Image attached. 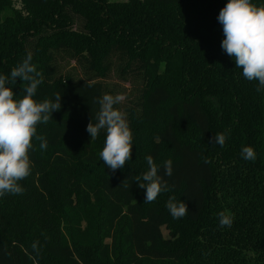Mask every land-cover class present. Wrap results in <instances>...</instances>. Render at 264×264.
Listing matches in <instances>:
<instances>
[{"label": "trees", "instance_id": "trees-1", "mask_svg": "<svg viewBox=\"0 0 264 264\" xmlns=\"http://www.w3.org/2000/svg\"><path fill=\"white\" fill-rule=\"evenodd\" d=\"M227 2L0 0V75L31 53L35 98L62 103L37 126L47 147L33 138L24 192L0 196V264H264V90L221 48ZM112 74L137 90L125 107L132 159L115 172L99 158L105 131H86L97 99L117 93ZM26 83L9 85L15 98ZM219 132L223 147L211 143ZM148 155L161 175L173 161L152 203L136 181ZM170 197L188 215L173 219Z\"/></svg>", "mask_w": 264, "mask_h": 264}, {"label": "clouds", "instance_id": "clouds-1", "mask_svg": "<svg viewBox=\"0 0 264 264\" xmlns=\"http://www.w3.org/2000/svg\"><path fill=\"white\" fill-rule=\"evenodd\" d=\"M218 22L222 25L224 39L221 48L234 59L236 68L242 69V75L247 81H257V91L264 90V5H256L251 0H228L220 10ZM33 57L28 53L26 58L11 70L10 77L0 75V196L6 194L18 195L24 192L20 181L26 179L32 172L30 150L33 148V138L43 141L36 135L37 126L47 124L53 119L52 113L62 107L61 93L55 98L36 99L37 89L43 83L42 73L37 71L32 63ZM19 78L27 82L22 88V98H15L16 93L9 86L14 85ZM125 100L122 94H104L97 99L99 110L87 125L86 131L91 140L97 138L101 130L106 137L99 158L112 172L121 169L132 159L133 134L127 115L116 105ZM228 133L219 132L211 138V143L221 147L225 145ZM41 149L47 147V142L40 144ZM245 160L256 159L253 147L245 146L241 150ZM148 170L136 177L138 186L145 189V203H152L157 197L170 190L165 177L173 174V161L163 162V175L151 155L145 157ZM124 187L129 185L123 181ZM166 207L173 219L188 215V207L182 200L177 202L170 197ZM219 225L231 227L232 217L225 212L218 213ZM39 251L37 243L32 244Z\"/></svg>", "mask_w": 264, "mask_h": 264}, {"label": "rangeland", "instance_id": "rangeland-1", "mask_svg": "<svg viewBox=\"0 0 264 264\" xmlns=\"http://www.w3.org/2000/svg\"><path fill=\"white\" fill-rule=\"evenodd\" d=\"M113 1H125V0H113ZM107 83L111 88L117 89L116 94H122L125 97V100L119 104L121 110L126 113L125 107L128 103L132 102L137 95V90H134V86L129 82H124L118 79L114 74L110 75L107 79ZM124 91V93H123Z\"/></svg>", "mask_w": 264, "mask_h": 264}]
</instances>
